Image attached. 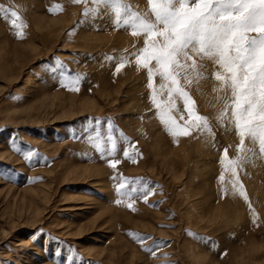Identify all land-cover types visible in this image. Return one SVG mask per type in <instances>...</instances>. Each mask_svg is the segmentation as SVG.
<instances>
[{
  "label": "rangeland",
  "instance_id": "1",
  "mask_svg": "<svg viewBox=\"0 0 264 264\" xmlns=\"http://www.w3.org/2000/svg\"><path fill=\"white\" fill-rule=\"evenodd\" d=\"M0 6V264H264V155L218 64L149 77V0Z\"/></svg>",
  "mask_w": 264,
  "mask_h": 264
},
{
  "label": "snow or ice",
  "instance_id": "2",
  "mask_svg": "<svg viewBox=\"0 0 264 264\" xmlns=\"http://www.w3.org/2000/svg\"><path fill=\"white\" fill-rule=\"evenodd\" d=\"M94 3L119 5L121 0H94ZM149 4L154 22L137 14L133 16L139 19L135 27L149 37L137 64L142 63L149 77L155 71L171 85H178V70L185 68L181 60L192 59L190 51L213 60L223 69V73H215V79L221 82L222 88L231 90V117L241 137V146L247 135L258 141L259 152L264 155V0H149ZM0 12L17 17L15 11L3 6ZM12 23L20 27L15 19ZM153 36L162 37V45L157 46ZM153 61L155 65L150 67ZM190 66L195 67V61ZM173 90L184 98L185 109L196 122L194 126L199 128L200 122L206 125V118L193 112L194 101L188 93L175 87L169 89L170 95ZM156 107L161 106L156 103ZM161 118L164 119L163 115ZM164 123L170 131H175L176 124L171 117L164 119ZM180 131L189 134L186 130ZM118 162H111L110 166L115 169ZM124 187L125 183H121L117 191ZM135 191L133 188L132 192Z\"/></svg>",
  "mask_w": 264,
  "mask_h": 264
},
{
  "label": "bare ground",
  "instance_id": "3",
  "mask_svg": "<svg viewBox=\"0 0 264 264\" xmlns=\"http://www.w3.org/2000/svg\"><path fill=\"white\" fill-rule=\"evenodd\" d=\"M167 91V90H166Z\"/></svg>",
  "mask_w": 264,
  "mask_h": 264
}]
</instances>
